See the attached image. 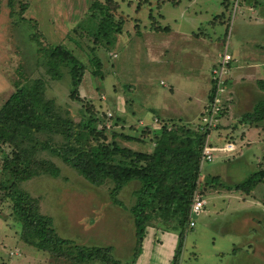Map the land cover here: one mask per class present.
Returning a JSON list of instances; mask_svg holds the SVG:
<instances>
[{"label": "rangeland", "instance_id": "rangeland-1", "mask_svg": "<svg viewBox=\"0 0 264 264\" xmlns=\"http://www.w3.org/2000/svg\"><path fill=\"white\" fill-rule=\"evenodd\" d=\"M8 1L0 0V106L14 91L13 81L22 69L26 76L43 81L44 96L52 99L63 115L78 121L84 109L91 107L106 114L104 121L115 133L146 137L141 143L120 141L118 136L119 143L149 151L152 139L140 129L149 125L156 131L159 123L152 120L158 105L175 104L174 113L170 110L168 114L174 115L173 121L187 122L189 113L182 117L175 112L189 108L194 120L199 116L194 96L198 87L189 81L192 65L203 67L201 74L206 79L211 64L220 58L218 54L227 51L232 56L230 68H240H229L225 75L223 104L228 77L246 82L253 69H258V75L250 78L248 88L254 90V105L264 98V0H196L202 8L196 15L189 13L191 0H116L118 8L113 13L115 20L123 19L122 32L114 43L106 45L101 39L97 46L91 34L75 26L87 25L94 0H72V16H68L72 2L69 7L63 0H14L15 14H11ZM254 5L256 8L250 7ZM19 11L25 20L19 19ZM34 32L42 45L62 43L84 64L78 85L84 100L69 97L66 66L47 72L36 52L37 43L30 37ZM192 42L196 45L189 49ZM95 58L101 64L94 66ZM254 60L263 63L252 68L249 65ZM248 99L252 101L251 95ZM231 114L234 117L230 119L229 113H224L211 135L219 137L213 139V160L201 163L193 199L201 195L205 204L189 217L194 225H178L169 215L154 214L139 248L130 211L138 182L123 185L116 193L121 204H115L111 201L112 181L92 185L58 156L43 150L38 156L51 160L59 168V176L42 173L16 182L17 187L36 201L38 212L50 218L60 237L88 247L108 246L117 264H264V175L249 193L225 187L264 170V119H244L245 112ZM228 143L233 150L223 148ZM9 151L8 145L0 147V184L7 183L1 164ZM251 154H258L259 160L252 163ZM249 199L258 205L245 201ZM9 204L0 187V264H60L49 252L23 242L20 223Z\"/></svg>", "mask_w": 264, "mask_h": 264}, {"label": "trees", "instance_id": "trees-1", "mask_svg": "<svg viewBox=\"0 0 264 264\" xmlns=\"http://www.w3.org/2000/svg\"><path fill=\"white\" fill-rule=\"evenodd\" d=\"M13 3L14 0L8 1L11 14H15ZM117 8L116 0H94L87 15V25L75 26L91 34L96 46L101 39L106 45L112 44L116 35L122 32L123 19L115 20L113 13ZM17 15L20 20L24 19L21 11ZM159 28L167 31L165 27ZM30 37L37 43L36 52L41 55L47 72L59 65L66 66L70 77L69 97L76 101L84 100L78 85L85 67L72 50L62 43L42 45L35 32ZM93 61L94 66L101 64L98 58ZM18 72V80L13 81L14 91L0 106V147H10L1 164L7 183L1 181L0 187L10 199L9 207L20 223V238L24 243L49 252L60 264H117L108 246L88 247L60 237L50 218L38 212L36 201L18 189L16 182L42 173L59 176V168L51 160L38 156L43 150L58 156L92 185L112 181L111 201L115 204H121L116 193L123 185L138 182L136 201L130 209L137 248L141 246L146 224L154 214L169 215L178 225L188 224L190 205L199 187L201 148L208 130L200 132L189 121L153 118L154 123H159L156 131L153 132L149 125H142L140 129L152 139V149H134L119 143L116 138L145 143L146 137L115 133L105 125L106 114H100L91 107L84 109L80 120L74 121L63 115L52 99L44 96L41 79L26 76L22 69ZM211 93L210 89L206 103L211 100ZM220 115H224V109ZM243 117L263 120L264 98ZM263 175L264 170L259 169L240 182L225 187L249 193Z\"/></svg>", "mask_w": 264, "mask_h": 264}, {"label": "crops", "instance_id": "crops-1", "mask_svg": "<svg viewBox=\"0 0 264 264\" xmlns=\"http://www.w3.org/2000/svg\"><path fill=\"white\" fill-rule=\"evenodd\" d=\"M68 2H70V4H71V2H72V0H70V1H67V0H63V3H65L64 5H68L69 7H70V4L68 3ZM74 1L72 2V4H71V10H70V13H69V15L68 16H72V13H74L73 12V9H74ZM197 6V2H196V0H191L190 1V4H189V9L190 10H192L191 12H190V10H189V13H193L194 15H196L198 12L197 11H199L200 9L202 10V8H200V7H198L197 6V10H195L194 8ZM250 7H255L256 8V5H254V6H250ZM256 10V9H255ZM256 12H257V10H256ZM76 13V12H75ZM36 18V17H35ZM36 20H38L37 18H36ZM190 32H192V31H190ZM204 43H207V42H204ZM195 45H196V43L195 42H192V47L191 48H189V49H192L193 47H195ZM218 52L216 51V54H217ZM220 54V53H219ZM218 54V55H219ZM156 62V61H155ZM216 61H214L211 65H213L214 63H215ZM263 63V61H261V62H259L258 60H254L253 61V65L251 64V65H249V66H252V68H255V67H257L258 65H260V64H262ZM255 65V66H254ZM190 66V65H189ZM211 67V66H210ZM230 68V67H229ZM240 68V66H237V65H234V66H232L230 69H231V71L233 70V69H235V70H238ZM203 71V67L202 68H195L193 65H192V67L190 66L189 67V81H191V82H194L195 84H196V86L198 87V90H197V92H196V94H194V96H195V101H196V107H198V108H200V110L198 111V114H197V116L199 115V112L201 111V109H202V106L203 105H205V103H206V101H207V99H208V95H209V93H210V89H211V84H210V80H209V74L207 75V77H206V79L204 78V76L201 74V72ZM250 75H251V77L250 78H255V76L256 75H258V69H257V71L256 70H254L253 69V71L250 73ZM261 77H263L264 78V74H262V76ZM250 78L249 79H246V82H241L239 79H235L234 81H230V79H229V77H228V80H227V89H228V91H227V96L224 98V104H223V109H224V113H229V117H230V119H231V117L233 116L234 117V115L233 114H231V113H235V112H237L238 113V115L239 114H241V113H243V112H245V113H247V112H250L251 111V109L253 108V106H254V100H253V95H254V90L252 89V88H248V85L250 84L249 83V80H250ZM233 84H235V86L233 85ZM230 86H232L233 87V90H230ZM236 89V90H235ZM252 89V90H251ZM232 92H233V94H232ZM233 95V96H232ZM249 95H251V100L252 101H250V99H248V96ZM189 97H192L191 95H190V93H189ZM234 100V101H233ZM233 101V102H232ZM227 102H229V104L227 103ZM248 103L250 104V108L249 109H247L248 108ZM202 104V105H201ZM200 105H201V107H200ZM175 106V104H173V105H169V104H167L166 106H165V104L164 103H161V105L159 106H157L156 108V111H157V115H153V118H159V119H162V118H165V119H170V118H172L174 115L172 114V115H168L169 113H172L173 112V107ZM244 106L246 107L247 106V108H245V109H242V107L244 108ZM167 107V108H166ZM195 109V108H194ZM172 112H171V111ZM239 110V111H238ZM158 112H160V114H161V117H160V115H159V113ZM191 112H192V110L189 108V110H186V111H184V112H175V113H180V115H178V116H181V115H183L182 117H184V116H186V114L187 113H189V123H193V124H195L196 123V121H197V119H198V117L194 120V118H193V116L191 115ZM174 113V112H173ZM231 114V115H230ZM228 117V118H229ZM222 118H223V116H221V120H222ZM141 119H143V118H141ZM191 120H194V121H191ZM221 120H220V122H221ZM141 121V120H140ZM153 121V120H152ZM187 121V122H188ZM219 122V123H220ZM141 124V123H140ZM257 127V126H256ZM217 131V130H216ZM258 132V131H257ZM214 133V129L213 130H210L209 132H208V134H207V140H208V142L212 145L213 143H214V140L213 139H218L219 137L217 136V134L215 133V136L216 137H212L211 135ZM245 133V132H244ZM249 142H247V144H248ZM213 146V145H212ZM214 147V146H213ZM215 149H216V147H214ZM224 148V147H223ZM259 148H257L256 150H258ZM256 150L255 151H252V154H253V152H256ZM251 154V157H250V159H251V162L253 163L254 161L253 160H256V161H258L259 160V158H260V156L257 154H255V155H252ZM246 202H248V203H251L252 205H258L257 203H255V202H253L252 200H245ZM244 202V201H243Z\"/></svg>", "mask_w": 264, "mask_h": 264}, {"label": "built area", "instance_id": "built-area-1", "mask_svg": "<svg viewBox=\"0 0 264 264\" xmlns=\"http://www.w3.org/2000/svg\"><path fill=\"white\" fill-rule=\"evenodd\" d=\"M220 58L212 65L209 73V80L211 84L212 98L203 106L201 113L198 116V120L194 124L200 132L213 130L219 124L221 115L220 112L223 109V95L222 93L226 90V74L228 73L232 56L224 51L218 55ZM110 115V113H108ZM106 127L107 125L105 123ZM109 128V127H108ZM227 151L233 150V145L228 143L224 147ZM214 147L208 142L207 137L205 144L201 148V163L211 162L213 160ZM205 204V200L201 195H197L192 200L189 210V217L192 214L199 212ZM189 226L194 225V220L189 219Z\"/></svg>", "mask_w": 264, "mask_h": 264}]
</instances>
